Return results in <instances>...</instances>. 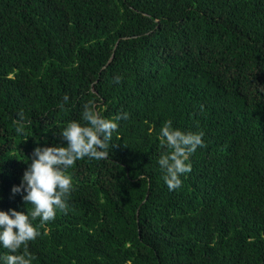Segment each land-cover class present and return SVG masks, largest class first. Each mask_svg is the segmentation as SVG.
<instances>
[{"label": "trees", "instance_id": "trees-1", "mask_svg": "<svg viewBox=\"0 0 264 264\" xmlns=\"http://www.w3.org/2000/svg\"><path fill=\"white\" fill-rule=\"evenodd\" d=\"M86 104L128 119L33 221L32 264H264V0H0V209L27 211L12 187ZM168 120L204 133L172 191Z\"/></svg>", "mask_w": 264, "mask_h": 264}, {"label": "clouds", "instance_id": "clouds-1", "mask_svg": "<svg viewBox=\"0 0 264 264\" xmlns=\"http://www.w3.org/2000/svg\"><path fill=\"white\" fill-rule=\"evenodd\" d=\"M68 100L65 94L63 101ZM126 119L127 112L105 118L92 104H86L80 119L69 121L60 130L66 143L34 149L20 184L11 189L13 194L22 193L27 211L0 209V247L9 252L0 257V264H32L33 257L27 252V244L40 235L39 226L33 221L39 218L40 224H44L55 219L58 211H66L73 189V179L67 170L80 159L107 158L113 133L118 129L119 121ZM13 123L16 132L22 133L23 125L27 123L24 113L18 112ZM203 135L202 131H184L174 127L171 120L162 125L160 143L170 151L160 154L157 163L169 191L178 189L182 184L181 177L191 171L190 156L198 147L204 146ZM21 248L24 249L23 254H17Z\"/></svg>", "mask_w": 264, "mask_h": 264}, {"label": "water", "instance_id": "water-1", "mask_svg": "<svg viewBox=\"0 0 264 264\" xmlns=\"http://www.w3.org/2000/svg\"><path fill=\"white\" fill-rule=\"evenodd\" d=\"M145 199H147V195H146V198Z\"/></svg>", "mask_w": 264, "mask_h": 264}]
</instances>
